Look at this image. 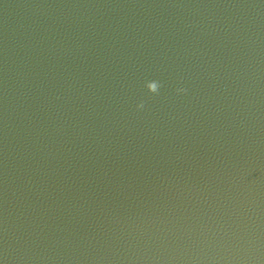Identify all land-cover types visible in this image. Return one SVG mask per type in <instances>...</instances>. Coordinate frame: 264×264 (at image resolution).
Returning <instances> with one entry per match:
<instances>
[{"label": "water", "instance_id": "obj_1", "mask_svg": "<svg viewBox=\"0 0 264 264\" xmlns=\"http://www.w3.org/2000/svg\"><path fill=\"white\" fill-rule=\"evenodd\" d=\"M0 264H264V0H0Z\"/></svg>", "mask_w": 264, "mask_h": 264}, {"label": "clouds", "instance_id": "obj_2", "mask_svg": "<svg viewBox=\"0 0 264 264\" xmlns=\"http://www.w3.org/2000/svg\"><path fill=\"white\" fill-rule=\"evenodd\" d=\"M180 91H184L183 89H180Z\"/></svg>", "mask_w": 264, "mask_h": 264}]
</instances>
